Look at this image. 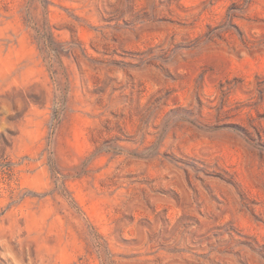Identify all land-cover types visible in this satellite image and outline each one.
Here are the masks:
<instances>
[{"label": "rangeland", "instance_id": "1", "mask_svg": "<svg viewBox=\"0 0 264 264\" xmlns=\"http://www.w3.org/2000/svg\"><path fill=\"white\" fill-rule=\"evenodd\" d=\"M0 264H264V0H0Z\"/></svg>", "mask_w": 264, "mask_h": 264}]
</instances>
